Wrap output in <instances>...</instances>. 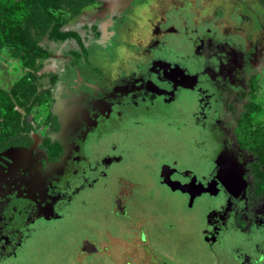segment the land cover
I'll use <instances>...</instances> for the list:
<instances>
[{
    "label": "flooded vegetation",
    "instance_id": "flooded-vegetation-1",
    "mask_svg": "<svg viewBox=\"0 0 264 264\" xmlns=\"http://www.w3.org/2000/svg\"><path fill=\"white\" fill-rule=\"evenodd\" d=\"M186 22L161 16L110 79L67 84L75 92L63 98L80 100L67 130L54 112L39 155L23 154L34 139L0 147V264L56 231L55 221L71 264H264V193L230 129L237 52ZM14 147L21 162L7 154ZM139 192L173 198L161 210Z\"/></svg>",
    "mask_w": 264,
    "mask_h": 264
},
{
    "label": "rangeland",
    "instance_id": "rangeland-1",
    "mask_svg": "<svg viewBox=\"0 0 264 264\" xmlns=\"http://www.w3.org/2000/svg\"><path fill=\"white\" fill-rule=\"evenodd\" d=\"M15 1L27 8L0 46V132L5 129L3 92L18 113L16 130L4 145L29 144L34 139L35 147L24 149L23 154L39 155L33 151L38 140L44 145L51 141L47 132L56 124V114L66 121L67 130L70 105L80 100L72 95L63 98L64 93L75 92L67 84L80 79L99 84L105 76L110 79L119 64L137 56L136 48L147 41L153 22L165 14L171 19L181 16L187 19L189 29L198 28L199 34H208L214 41L227 39L236 49L239 65L230 92L237 117L230 129L237 145L252 160L247 176L264 193V165H256L250 154L257 141L264 142V5L259 0H96L85 5H79V0H46L44 5ZM103 25L104 32L113 34L110 40L100 42ZM250 100L262 104L251 118L244 114ZM151 142L150 138L145 140V144ZM156 145L161 148L166 142L161 140ZM21 150L14 147L7 154L14 157L19 154L15 151ZM19 157L15 156V162H21ZM139 194L140 203L161 210L165 199L173 198L168 194L160 201ZM53 223L56 231L36 237L11 264H71L70 243L60 234L59 222ZM182 229L194 242L190 224ZM194 244L209 262L211 257L203 253V244Z\"/></svg>",
    "mask_w": 264,
    "mask_h": 264
},
{
    "label": "trees",
    "instance_id": "trees-1",
    "mask_svg": "<svg viewBox=\"0 0 264 264\" xmlns=\"http://www.w3.org/2000/svg\"><path fill=\"white\" fill-rule=\"evenodd\" d=\"M39 4H46V0H31ZM96 0H79V5H85ZM264 5V0H259ZM27 6H20L15 0H0V46L6 40L4 36L8 37L17 24L23 19ZM2 93V92H1ZM4 93V94H3ZM1 94L3 100L2 105L5 108L3 114L4 131L0 132V147L4 145L7 137L16 130L18 113L13 109V103L7 96L6 92ZM244 93V91H243ZM261 109V104L257 101L250 100L246 103L244 114L252 117L253 112H258ZM251 152L255 156L254 163L256 165H264V142L257 141L251 148Z\"/></svg>",
    "mask_w": 264,
    "mask_h": 264
},
{
    "label": "bare ground",
    "instance_id": "bare-ground-1",
    "mask_svg": "<svg viewBox=\"0 0 264 264\" xmlns=\"http://www.w3.org/2000/svg\"><path fill=\"white\" fill-rule=\"evenodd\" d=\"M104 25L101 27V31H102V34H101V37H100V42H104V40L105 39H107V32H104ZM65 122V121H64ZM51 136L53 137V138H55L56 137V134L55 133H52L51 134ZM34 146H35V143H34Z\"/></svg>",
    "mask_w": 264,
    "mask_h": 264
},
{
    "label": "water",
    "instance_id": "water-1",
    "mask_svg": "<svg viewBox=\"0 0 264 264\" xmlns=\"http://www.w3.org/2000/svg\"><path fill=\"white\" fill-rule=\"evenodd\" d=\"M176 187H181V188L185 189V186L180 184V183H176Z\"/></svg>",
    "mask_w": 264,
    "mask_h": 264
},
{
    "label": "crops",
    "instance_id": "crops-1",
    "mask_svg": "<svg viewBox=\"0 0 264 264\" xmlns=\"http://www.w3.org/2000/svg\"><path fill=\"white\" fill-rule=\"evenodd\" d=\"M262 105V104H261Z\"/></svg>",
    "mask_w": 264,
    "mask_h": 264
}]
</instances>
